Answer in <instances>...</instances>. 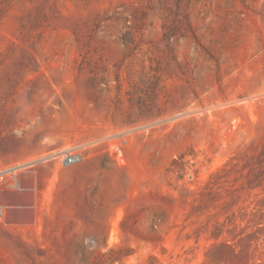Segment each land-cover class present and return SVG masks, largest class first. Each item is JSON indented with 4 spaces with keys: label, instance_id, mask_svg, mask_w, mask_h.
Wrapping results in <instances>:
<instances>
[{
    "label": "rangeland",
    "instance_id": "obj_1",
    "mask_svg": "<svg viewBox=\"0 0 264 264\" xmlns=\"http://www.w3.org/2000/svg\"><path fill=\"white\" fill-rule=\"evenodd\" d=\"M0 264H264V0H0Z\"/></svg>",
    "mask_w": 264,
    "mask_h": 264
},
{
    "label": "built area",
    "instance_id": "obj_2",
    "mask_svg": "<svg viewBox=\"0 0 264 264\" xmlns=\"http://www.w3.org/2000/svg\"><path fill=\"white\" fill-rule=\"evenodd\" d=\"M56 157L60 159L61 164L69 165L77 160L78 154L75 153L74 151H65L63 153H52L51 155L48 156V158H56Z\"/></svg>",
    "mask_w": 264,
    "mask_h": 264
}]
</instances>
